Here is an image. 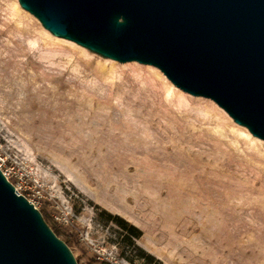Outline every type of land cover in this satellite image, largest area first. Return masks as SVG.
<instances>
[{"label":"rangeland","instance_id":"obj_1","mask_svg":"<svg viewBox=\"0 0 264 264\" xmlns=\"http://www.w3.org/2000/svg\"><path fill=\"white\" fill-rule=\"evenodd\" d=\"M0 157L78 264H264V139L19 0H0Z\"/></svg>","mask_w":264,"mask_h":264},{"label":"water","instance_id":"obj_2","mask_svg":"<svg viewBox=\"0 0 264 264\" xmlns=\"http://www.w3.org/2000/svg\"><path fill=\"white\" fill-rule=\"evenodd\" d=\"M56 36L158 67L264 139V0H19ZM0 264H78L0 168Z\"/></svg>","mask_w":264,"mask_h":264},{"label":"built area","instance_id":"obj_3","mask_svg":"<svg viewBox=\"0 0 264 264\" xmlns=\"http://www.w3.org/2000/svg\"><path fill=\"white\" fill-rule=\"evenodd\" d=\"M0 168H1V170L3 171V173L6 175V177L11 181V179L13 178V177H15V175H14V171L15 170H13V169H9V168H7L6 167V165H5V162H4V160L0 157ZM12 182V181H11ZM19 182H21V180H18L17 181V183H13L15 186H16V189H17V191L20 193V194H23L22 193V191H21V189H20V187H19ZM24 195V194H23ZM31 202H33L37 207H38V203L36 202V201H33V200H31V199H29Z\"/></svg>","mask_w":264,"mask_h":264},{"label":"bare ground","instance_id":"obj_4","mask_svg":"<svg viewBox=\"0 0 264 264\" xmlns=\"http://www.w3.org/2000/svg\"><path fill=\"white\" fill-rule=\"evenodd\" d=\"M173 84V83H172Z\"/></svg>","mask_w":264,"mask_h":264}]
</instances>
